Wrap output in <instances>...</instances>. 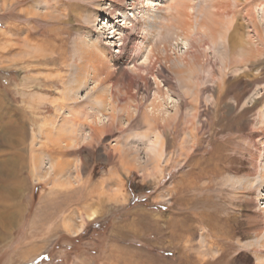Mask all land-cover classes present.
I'll return each mask as SVG.
<instances>
[{
	"label": "rangeland",
	"instance_id": "rangeland-1",
	"mask_svg": "<svg viewBox=\"0 0 264 264\" xmlns=\"http://www.w3.org/2000/svg\"><path fill=\"white\" fill-rule=\"evenodd\" d=\"M101 1L0 0V264H264V244L251 246L238 236L244 206L253 202L260 212L264 206L238 182L246 171L254 179L264 173V0L190 1L188 21H207L214 36L178 31L167 61L150 65L140 63L160 41V7L169 0H157L160 11L151 13L152 21L144 14L148 26L142 16L143 26L132 30L120 14L111 19L100 9ZM116 2L132 12L130 0ZM201 8L207 14L196 12ZM113 25L128 27L122 53L120 42L109 38ZM180 38H187L186 48ZM86 43L92 45L87 52L97 48L104 55L107 69L100 74L89 68L79 88L69 87L84 64ZM177 60L192 63L191 79L178 72ZM120 68L138 83L130 86ZM156 84L161 97L154 96ZM97 88L104 89L103 108L94 100ZM154 97L169 116L159 123L158 160L146 149L155 134L138 117ZM100 109L115 118L98 125L95 139L83 141L91 123L86 115L95 117ZM72 125L76 142L67 137ZM43 146L58 153H45ZM59 161L66 179L53 176ZM256 183L245 184L254 196ZM80 189L87 192L76 202L81 217L92 210L98 216L77 236L61 226L52 230L60 219L32 220L41 198L56 196L64 209ZM81 217L75 213L73 227ZM209 222L222 232V248L210 244Z\"/></svg>",
	"mask_w": 264,
	"mask_h": 264
},
{
	"label": "bare ground",
	"instance_id": "bare-ground-1",
	"mask_svg": "<svg viewBox=\"0 0 264 264\" xmlns=\"http://www.w3.org/2000/svg\"><path fill=\"white\" fill-rule=\"evenodd\" d=\"M102 1H101L102 3H100V2L98 3V7H100V9H102L103 11H106L109 14V16H110L111 19L115 18V15L116 14H120V16L122 17V20L129 22V25L131 27V30H132V28H135L137 25H139L141 27L143 26L142 23H140V19H139L142 16H143V19H144V21H142L143 24H145V26H148V23L146 22V19L145 18H147L148 20H151L154 17L151 13L154 14L156 12V10L157 11H160V10H158L159 9L158 7H155V6H157V3H156L157 0H130V4L132 6V8H131V11H132L131 13L132 14L131 13L130 14H127L126 12L122 11L121 6H119V5H118L119 7L118 6H115V4L117 3L116 0H102ZM104 1H107V2H104ZM117 1H119V0H117ZM122 1H125V0H122ZM190 1H192V0H188L187 2H185L183 0H169V1H167L166 4H164L165 7H163V8L160 7L161 10L165 11V15H164V17H165L164 19L165 20L162 19L163 22L161 21L160 24H158L159 27L163 28V31L160 32V37H159V40L160 41H157L155 43V45H150V47L146 50V53L144 54L143 59H142V61L140 63L141 65H147V64L150 65V63H152L153 61H155L156 63H161V61H163V63H165L167 61L166 54H167L168 49H171L172 44H173L174 41H176V44H178L177 43L178 42V39H179L178 36H180V35L177 34L178 31L185 32V31H188V30H192V32H193L194 30H199V31L200 30H204V31L206 30V33L214 36V30H213L212 27L208 26L207 21L203 20V24H201L200 26L198 24L199 22L198 23L195 22L193 24L192 22L188 21V17H189L188 16V12L191 9L189 7ZM199 11L203 15H205V13H206V11L204 12V9H202V8L200 10L196 11V12L199 13ZM144 14H147V15H145V18H144ZM210 16L212 17L213 15H210ZM211 17L207 16L206 19H208V22L209 21H213V17L212 18ZM162 18H163V16H162ZM155 23L153 24V26L155 25ZM107 26L108 25L105 24V26H103L104 29ZM158 26H156V27H158ZM108 29L110 30V33H111V36L109 38L110 39H115L116 38V40H113V41L120 42V45H119L118 48H119V53H122V51L125 50V44L124 43H125V40L127 38V37L125 38V35L127 33L126 30L128 29V27H126V26H123L122 27V26H118V25H113V26H110ZM180 32H178V33L180 34ZM147 34H148V31H147ZM205 34H203V35H205ZM174 36H176L177 38H173ZM180 41H181V44L183 45V47H181V49L184 48V47L186 48L187 45H188L187 38H180ZM142 42H143V40H142ZM145 42H147V40H145ZM87 44L88 43L84 44V47H81V50H80L81 53H82V55H84V58H83V63L84 64L83 65L81 64L82 66H79L78 67V71H77L78 74L76 76L73 75V77H72L73 80L71 82V85L69 84V87L70 86H74V88H76V87L79 88L80 87L79 85L81 84V82L82 81H85V79L82 78V77H80V75L83 72H84L83 74L88 73V69L89 68H93L94 70H97L96 72L99 71L100 74L103 73V70L107 69V65L105 63L106 61L103 58L104 55L101 56V55H99V53H97V52L95 53L94 49H97V48H94V49H91V50L89 49L90 52H87L88 51L87 49L89 47L91 48L92 45H93V47L95 46L93 43H92V45H90V44L87 45ZM137 47H140V45L137 46ZM129 50H131V49H129ZM91 53H93V55L96 56V60H95L94 63L90 61V54ZM125 61H127V64H128V63H132L133 59H131L129 56H127V57H125ZM186 62H184L183 60H177V62L175 63V66L178 67V68H181V70L178 71L180 74L181 73L186 74L187 78L188 79H191L192 78V72H193L192 66H191L192 63L191 62L186 63ZM132 66H133L134 70L138 69L137 67H135V64H132ZM117 71H118V73H120V75H123L124 77H126V79L128 80L130 86L138 83V82L136 83L132 77L126 75L127 73L125 72V70H123V69L120 68ZM142 71L145 72L146 70H142ZM148 72L149 71H147L146 74H148ZM152 73H150L151 76L153 75ZM107 74H110V73L107 72ZM106 77H107V75H106ZM155 77L157 78V76L154 74L153 75L154 80H156ZM145 79L146 78H143V80L147 84L148 81L145 80ZM157 82L159 83V81H157ZM182 85H184V86H182L181 88H183V89L184 88H188L187 86H185V84H182ZM167 88H168L167 90L169 92H172L173 91V87H172V85L170 83H167ZM72 89H73V87L70 88V90H72ZM97 90H99V89L97 88ZM102 90H104V89L101 88L98 92H94V100H95L96 104L98 106H100V108L105 107L106 100H107L102 95V93L104 92ZM129 92L130 91H127L126 90V93L127 94H129ZM154 93H155L154 96L156 94L159 95V97H161V96L164 95V92L162 91V89L160 88V86L158 84H156V90H155ZM168 98H170V97H168ZM52 105L55 108L54 110H56V106L57 105L55 106L53 103H52ZM175 105H176V103H175ZM161 107H163V105L160 102H156V97H154L152 99V101H151V104L146 108L147 110L145 109V111L144 112H141L140 115L138 114L139 115L138 116L139 119L142 120L144 122V124L147 123L146 124L147 128H149L150 130H152L154 132V134H155L154 137H153V140H152V142L150 144V146L147 147L146 149H147V151H150V152H157V159L156 160H158L161 157V154H162L161 152L162 151H160L158 149V147L160 148V146L163 144V142H161L160 133L158 131L159 130L158 129L159 128V123L160 122H166L167 121V118L169 119V116L164 115L162 113ZM175 109H176V113H178L179 112V109H180V105H176V108ZM98 110H99V108H98ZM102 110H101V112L98 111L100 113H98L97 116H95V117H93V116L91 117L90 115H86V118H89L88 120L91 123L89 124V132H87L85 134L84 133L83 134L80 133L81 134V139L83 141L86 140V139H90V140L91 139H95L96 136L101 131V129L99 128L100 124H103L104 122L109 121L110 118L111 119H114L115 118L113 115L108 116L105 113H102ZM135 112H138L139 113V111L137 109H135ZM128 117H132V116H128ZM259 122H261V123L264 122V110L259 113ZM140 123H142V122H140ZM79 126H83V124L80 123ZM76 132H77V130L75 129V125H72L71 128H70V130L67 133V135H68L67 137L69 138V140H71L73 142L74 141L76 142L77 140H79L78 137H77ZM55 144H57V143H55ZM60 147H61V145H60ZM46 148H47L46 146H43L42 147V150H44L45 153H46ZM57 150H55V149L54 150L48 149V152L53 155V153H55V154L58 153ZM62 154H64V153H62ZM65 154H67V153H65ZM33 161H35V160H33ZM37 162H38V160H37ZM37 162L35 164V167H40L41 161L38 164H37ZM52 168H55V169H53L54 170L53 176L55 174V176L58 179H61L62 177H65V175H67L66 174V171L67 170H66V167H65V164L63 163V161H59ZM53 170H52V172H53ZM44 173H45V176H46V171ZM47 173H49V172H47ZM259 175L260 176H258V177H256L254 179V178L251 177L250 172H247L246 171V173L243 175L244 177H242L241 179H238V182H240L242 184L241 188H245L243 190L247 191L246 192L247 194H245V195H247L248 198H251V201H252V197H254V199H256V200L257 199H263L264 200V173L263 174L260 173ZM45 176H43V177H45ZM69 178H67V179H69ZM65 179H66V177H65ZM254 182H257L258 183V184L256 183L257 184V187H256V189H257L256 191L257 192H256L255 196H254V192L252 191V187L251 186H248V188H246V185H252ZM84 191L85 190H83V189L82 190L80 189L78 191H76V190L72 191L71 192V195H70L72 197V199H71L70 203L68 202L69 204L66 205V207L64 209L61 208V205L60 204H62V203H57L56 202V196H53V198L50 197L49 199L46 198V197L45 198H41L40 199V202H39V205L36 208V211H35V214H34V218L32 220H34V221H37L38 220L40 222H45V223H46V221H51V223H52L54 220H57L58 221V219H60V223H58L56 225L54 224V226L52 227V230H56L57 227H60L61 226V227H63L67 231H71V232L73 231L72 233H74V235L77 236L83 230V227H84L83 225H84L85 222L92 221L95 218H97V216H98V213L95 210H92L91 212L87 213L85 216L83 215L84 217H81V212H80V209H79L80 207L79 208L76 207L77 206L76 205L77 204L76 202L85 196ZM180 192L182 193L181 190H179L178 192L176 191L177 194L180 193ZM87 196H89V195H87ZM59 200H61V199H59ZM62 202H64V201H62ZM87 202H89V201H87ZM254 205L255 204L253 202H250L249 201L248 204L244 206L245 212H246L244 218H246V221L240 223V227H239L240 229H239V232H238V236L243 237V238L244 237L247 238L248 241H249L248 244L251 245V246H253L255 244H258V243H260L262 245L264 244V206L263 207H259L260 210H261V212H260V211H257V209H255V206ZM62 207H64V206H62ZM60 208L62 210V213H61V215H59V216L57 215L56 216V210L58 209V211H61ZM87 208H88V206H87ZM16 210H18V209H16ZM14 212H16V211H14ZM75 213H76V215L79 214L80 217H81V221H80L81 224L78 227H76V228L73 227L72 223L70 222L71 220H73V218L75 216ZM54 215H55V217H54ZM175 221H177V220H175ZM32 223H34V222H32ZM208 226L210 227V229H209L210 230V233L209 232L208 233L210 234V237L212 236L213 239H214V240L212 239L210 241V244L215 245V246H217V247L220 248L221 247V244H222V241L225 239L224 236L222 235V232H219L218 230H217V232L216 231L214 232L213 230L215 228H214V226H211V222L208 223ZM178 229L181 230L180 227L179 228L177 227V230ZM172 234H174V233L172 232ZM173 246H175V245H173ZM116 264H119V263H116ZM127 264H131V263H127Z\"/></svg>",
	"mask_w": 264,
	"mask_h": 264
}]
</instances>
